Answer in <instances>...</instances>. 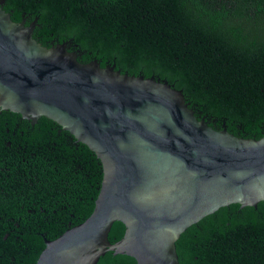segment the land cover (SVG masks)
Returning a JSON list of instances; mask_svg holds the SVG:
<instances>
[{"label": "trees", "instance_id": "obj_1", "mask_svg": "<svg viewBox=\"0 0 264 264\" xmlns=\"http://www.w3.org/2000/svg\"><path fill=\"white\" fill-rule=\"evenodd\" d=\"M13 21L37 20L50 48L78 60L166 80L216 130L264 136V0H0ZM103 179L96 155L51 119L34 125L0 109V264H36L94 211ZM115 222L109 240L123 238ZM180 264H264V201L221 208L177 241ZM97 264H137L106 253Z\"/></svg>", "mask_w": 264, "mask_h": 264}, {"label": "water", "instance_id": "obj_2", "mask_svg": "<svg viewBox=\"0 0 264 264\" xmlns=\"http://www.w3.org/2000/svg\"><path fill=\"white\" fill-rule=\"evenodd\" d=\"M37 20L17 23L0 5V109L62 126L96 155L103 179L91 216L45 240L36 264H97L108 252L180 264L189 227L264 201V136L216 130L166 80L82 63L71 42L44 46ZM115 222L125 234L112 243Z\"/></svg>", "mask_w": 264, "mask_h": 264}]
</instances>
